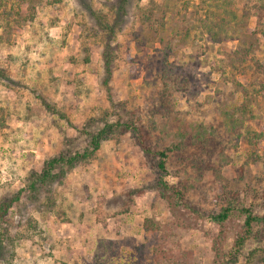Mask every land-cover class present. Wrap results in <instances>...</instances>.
<instances>
[{
  "label": "rangeland",
  "instance_id": "1",
  "mask_svg": "<svg viewBox=\"0 0 264 264\" xmlns=\"http://www.w3.org/2000/svg\"><path fill=\"white\" fill-rule=\"evenodd\" d=\"M1 1L0 199L21 197L0 264H264L263 223L231 254L240 209L264 215V0H27L22 16ZM106 122L138 125L154 151L176 144L164 172L114 130L30 198V175Z\"/></svg>",
  "mask_w": 264,
  "mask_h": 264
},
{
  "label": "trees",
  "instance_id": "2",
  "mask_svg": "<svg viewBox=\"0 0 264 264\" xmlns=\"http://www.w3.org/2000/svg\"><path fill=\"white\" fill-rule=\"evenodd\" d=\"M27 0H13L8 10H13L14 13L18 16H22V12L25 10L23 9V4ZM126 0H120V4L124 3ZM224 1V0H223ZM9 1L2 2L0 6H4L5 8L8 6ZM210 20L213 22V17H210ZM222 21L223 19H220L219 21H215L214 24L211 26L212 32H216L217 30L215 28L221 29L222 28ZM108 28L109 32L112 33V27L110 25H105L106 29ZM218 34V33H217ZM108 48V45L106 46V49ZM103 61H104V70L106 72L107 76L111 75V64L113 62V57L110 55L107 51H104L103 53ZM105 85H107L108 80L104 81ZM230 118V117H229ZM230 126L233 130L236 129V123L235 119L230 118ZM114 130H119L123 132H132L135 135V140L137 144L140 146V148L143 150L145 154H152L158 155L159 162H158V168L161 172H164L165 170V158L167 156V151L175 150L177 148V145L168 147L161 151H154L148 144L145 135L143 134L142 128L138 125L129 122V123H104L103 127L99 129L96 133H86L89 136L88 144L83 149V151H75L73 153H60L57 156L50 157L47 159L42 167L41 172L39 173H32L30 177L28 178V188L30 191V198L36 199L37 192L40 193V190L42 188H46L47 186L51 184H56L61 181V179L65 176L67 171L75 167L78 163L83 162L85 160H88L94 153L97 151L100 147L101 141L107 139L108 133L112 132ZM251 133H256L257 137L262 136L263 132L260 131H253ZM256 137V136H255ZM159 188H166L168 189V185L160 180L158 182ZM21 197V190H18L16 193H14L11 196L3 197L0 199V225L4 224L10 225L11 219H9V212L11 208L20 200ZM231 208L229 206L223 207L218 213L210 215V219L217 223L222 224L230 215ZM240 211L244 214V221L242 225V229L240 233L236 236V239L234 241V245L231 250V254L233 256V259L236 257L237 253L239 252L240 247L244 244V242L249 239L252 236L253 232V226L256 223H263L264 224V215H257L252 212L249 208H241ZM154 256L158 260L159 258L162 259L165 257V250L161 246V243H158L154 246ZM216 259H220V263L225 262V256L224 254L221 255L219 251L216 252ZM230 264V263H228Z\"/></svg>",
  "mask_w": 264,
  "mask_h": 264
}]
</instances>
